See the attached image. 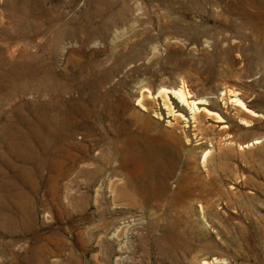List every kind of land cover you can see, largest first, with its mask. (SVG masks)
<instances>
[{
  "label": "rangeland",
  "instance_id": "obj_1",
  "mask_svg": "<svg viewBox=\"0 0 264 264\" xmlns=\"http://www.w3.org/2000/svg\"><path fill=\"white\" fill-rule=\"evenodd\" d=\"M0 264H264V0H0Z\"/></svg>",
  "mask_w": 264,
  "mask_h": 264
},
{
  "label": "bare ground",
  "instance_id": "obj_2",
  "mask_svg": "<svg viewBox=\"0 0 264 264\" xmlns=\"http://www.w3.org/2000/svg\"><path fill=\"white\" fill-rule=\"evenodd\" d=\"M159 93H162L165 95V97H166L165 100L167 101L169 108H171V104L169 102V93H172L181 103L186 104L192 110L195 109V102L189 100L190 94L182 86L178 87L176 90H171V91H168L166 89H162ZM235 100H236V103L241 105L243 108L248 109V107L246 106V104L244 103V101L242 99L237 98ZM209 112H212V111H209ZM166 132L169 135H172V129L166 130ZM172 138L175 141H179V138L177 139L175 137V135H173Z\"/></svg>",
  "mask_w": 264,
  "mask_h": 264
}]
</instances>
